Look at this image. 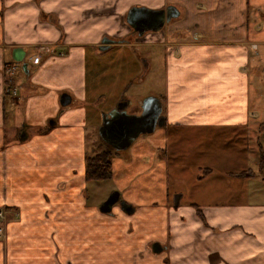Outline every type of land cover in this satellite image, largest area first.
Here are the masks:
<instances>
[{"label":"crops","instance_id":"crops-1","mask_svg":"<svg viewBox=\"0 0 264 264\" xmlns=\"http://www.w3.org/2000/svg\"><path fill=\"white\" fill-rule=\"evenodd\" d=\"M168 6L178 15L160 32L137 39L125 23L132 8ZM16 47L27 73L8 104L1 70ZM263 54L264 0H0V264H264V120L253 88ZM157 70L164 124L115 155L119 200L103 214L108 196L90 200L85 165L72 170L82 124L89 115L100 124L122 101L138 114ZM23 84L33 91L17 94ZM7 106L39 132L7 135ZM170 159L181 169L172 191ZM245 170L254 175H234Z\"/></svg>","mask_w":264,"mask_h":264},{"label":"water","instance_id":"water-1","mask_svg":"<svg viewBox=\"0 0 264 264\" xmlns=\"http://www.w3.org/2000/svg\"><path fill=\"white\" fill-rule=\"evenodd\" d=\"M178 11L173 6L152 10L144 7H135L130 9L125 17V22L138 35L142 36L145 32H157L166 22L175 18ZM107 43V40L104 44ZM105 47V46H103ZM25 55L21 47L12 50V59L21 62ZM24 73H27L26 63H22ZM59 103L62 108L71 103V98L67 94L59 97ZM126 101L116 104L115 108L104 114L98 133L101 140L113 148L115 151L127 149L141 134H150L155 130L156 126L164 124V118L161 114L162 104L160 100L153 96L145 97L140 104V112L138 114L127 113L125 110ZM51 126L54 121L49 122ZM119 200L117 191L111 192L108 197L100 204L99 211L103 214L111 213L112 207ZM120 206L125 213H131L133 210L129 205L120 202ZM154 253H159L161 247L158 243L151 245Z\"/></svg>","mask_w":264,"mask_h":264},{"label":"rangeland","instance_id":"rangeland-1","mask_svg":"<svg viewBox=\"0 0 264 264\" xmlns=\"http://www.w3.org/2000/svg\"><path fill=\"white\" fill-rule=\"evenodd\" d=\"M255 5H257L256 2L250 3V12H251V10H253L255 8ZM166 36L169 38V33H167ZM260 57H261V61H260L259 65H257V68L255 69V73H254L255 75H254V79H253V88L257 91L256 92L257 93L256 101H257L258 108L260 109V113L262 115L261 120H264V54H263V56H260ZM25 59L28 60L27 56L25 57ZM30 62L36 64L37 58H34V57L31 58ZM18 74L21 75L23 78H25V75H24V72H23L21 66L19 67V69H16V71L13 73V76L11 77V79L13 81V83H12L13 85H17V81H16L17 78L16 77ZM156 74L158 77L157 82L155 83V85L153 87H151L152 90H149L148 93H154L153 97L159 98L161 93L163 92V87L161 85V81H160V77H159L160 70H157ZM25 83H26V81H25ZM143 85H145V88H146V84H143ZM21 90H22V93H23V91H26V92H32L33 91L32 88H29L24 84L18 87L17 94L21 93ZM68 90L72 91V89L70 87L68 88ZM4 94L7 97L8 104L9 103L12 104V102L14 103L17 101L15 94L12 93L9 88L5 87ZM130 109L132 112H134L133 114H135L138 111V108L136 106H133ZM6 111L8 112V119L6 121L7 135H10L12 132H15L17 129L19 130L21 126H22V128H25L26 129L25 131L30 133V135L31 134H37L39 132V130L36 129L35 126H28L26 124H22L24 121V118L22 116L21 109L12 110V108L7 106ZM57 113H59V112H57ZM162 113H163V110H162L161 114ZM64 114H65V112L61 113V115L59 116L60 120L63 119ZM78 116H79L78 114H75L73 116L74 117L73 120H75V122L79 120ZM93 119H95V117L89 115L88 116V122H87L88 124H82L83 125V131H84V147H83L82 157H84V158L94 156L95 154L101 152L102 150L108 149V146L102 142V140L99 136V133H98V129H99V126L101 125V123L100 124H92ZM143 136H145V134L139 135L138 138L143 137ZM254 139L255 138H252L250 141L253 142ZM221 142L226 143L224 141H221ZM221 147L222 146H219V149ZM250 151H253V148ZM116 154H118V156L121 155L120 151H119V153H116ZM116 154H114L112 156V160L116 157L115 156ZM72 155H74V153H72ZM82 157L81 158L79 157L77 159H75V158L72 159V164H73L72 170L73 171L78 172V170L80 168L79 166L82 162L85 165V162L82 159ZM251 159H252V157H251ZM84 165H83V167H84ZM217 168L219 170L224 169L220 165H218ZM180 171H181V169H179V167H174L172 159H170L169 168H168V178H169L168 179V186H169L171 191L174 188L179 187V183L174 184V179L176 178V176H175L176 173H180ZM191 171H193V170H191ZM199 174H200V172H199ZM109 180H105V181L104 180L103 181H95L94 180V181H87L86 182L85 187L87 188L86 191L89 194L90 200H92L94 197H98V198L102 197V199L104 197L106 198L111 193V191L114 190V189H112L113 181H111V180L109 181ZM191 180H192V178H188L187 183H190ZM206 182H207V180L203 181L198 186L199 187L205 186ZM182 185H181V187H182ZM174 195H173V199H174Z\"/></svg>","mask_w":264,"mask_h":264},{"label":"trees","instance_id":"trees-1","mask_svg":"<svg viewBox=\"0 0 264 264\" xmlns=\"http://www.w3.org/2000/svg\"><path fill=\"white\" fill-rule=\"evenodd\" d=\"M103 142V141H102ZM104 143V142H103ZM107 145V144H106ZM108 149L102 150L101 152L95 154L91 157L84 158V178L87 181H105L112 177V156L117 152L111 148L109 145ZM259 170L264 171V156L261 151H259L258 157ZM209 171V170H208ZM238 177L248 178L252 177L254 174L250 170L240 171L234 174Z\"/></svg>","mask_w":264,"mask_h":264},{"label":"built area","instance_id":"built-area-1","mask_svg":"<svg viewBox=\"0 0 264 264\" xmlns=\"http://www.w3.org/2000/svg\"><path fill=\"white\" fill-rule=\"evenodd\" d=\"M17 68L18 67L15 64H5L2 67V74L6 88H9L12 93L15 92V86L12 84L13 81L11 77L13 76V73L16 71ZM4 219H5V210L2 207H0V222L3 221ZM2 233H3V227L2 225H0V235H2Z\"/></svg>","mask_w":264,"mask_h":264}]
</instances>
